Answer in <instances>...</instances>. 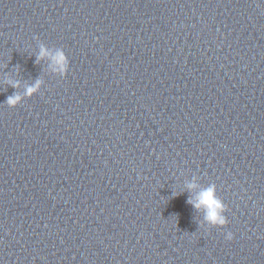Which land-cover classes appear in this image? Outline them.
I'll return each mask as SVG.
<instances>
[{
  "label": "water",
  "instance_id": "water-1",
  "mask_svg": "<svg viewBox=\"0 0 264 264\" xmlns=\"http://www.w3.org/2000/svg\"><path fill=\"white\" fill-rule=\"evenodd\" d=\"M0 264H264V0H0Z\"/></svg>",
  "mask_w": 264,
  "mask_h": 264
},
{
  "label": "clouds",
  "instance_id": "clouds-1",
  "mask_svg": "<svg viewBox=\"0 0 264 264\" xmlns=\"http://www.w3.org/2000/svg\"><path fill=\"white\" fill-rule=\"evenodd\" d=\"M50 53L42 48L40 56H49ZM54 66L58 68L61 72L67 74L69 70L70 61L67 55L63 51H59L51 56ZM40 86V81L36 82V85L29 86L25 92V95L31 96L36 94ZM22 97L20 95L10 96L7 98V104L15 107L22 102ZM190 188L196 187V185H189ZM189 203H193L194 207L203 209L204 218L210 224L217 227H223L228 224V218L225 215L227 208L223 201L217 195V189L215 184L209 185L207 188L202 189L198 192L196 200H189ZM226 239L232 240L233 233L228 232L226 234Z\"/></svg>",
  "mask_w": 264,
  "mask_h": 264
}]
</instances>
